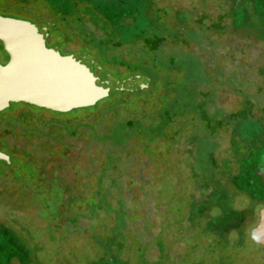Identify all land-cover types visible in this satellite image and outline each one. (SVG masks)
Returning a JSON list of instances; mask_svg holds the SVG:
<instances>
[{
  "label": "rangeland",
  "instance_id": "rangeland-1",
  "mask_svg": "<svg viewBox=\"0 0 264 264\" xmlns=\"http://www.w3.org/2000/svg\"><path fill=\"white\" fill-rule=\"evenodd\" d=\"M23 2L28 6L21 11L33 20L61 19L63 8L53 0H16L10 9L19 11L17 8ZM94 2L96 14L102 19H108L102 10L108 9V3L116 19L125 11L122 6L125 3L129 12H139L147 26V35L164 37L153 46L151 61L142 69L156 67L154 76L162 90L144 110L142 124L134 127L130 140L129 135L122 136L120 131L119 136L113 134L119 128L116 120L108 128L92 132L95 127L91 126L87 133L78 131L74 136L66 125L60 124V131L49 126L47 130L59 139L47 141L44 146L40 143L44 139L31 138L29 142L40 143L38 147L33 145L34 154L28 152L26 145L6 144L19 152V159L27 164L40 168L45 163L46 176L60 177L62 188L65 186L77 198L68 210L74 223H67L65 214L61 232L55 236L56 242H44L46 247L36 255L35 262L47 264L46 259L51 258L52 264H264V247L250 238L240 245L233 242V250L218 244L212 254L208 249L209 239L200 233L204 225L191 231L185 226L193 190L190 170L201 172L211 167L212 161L222 164L229 142L227 127L233 124L230 114H238L243 123L240 133L246 139L255 137L256 146H260L248 158L247 174L252 176L262 162L264 42L255 37L254 31H248L245 23H251L254 30H261L264 0ZM77 9H69L70 20L83 6ZM11 16L23 18L15 13ZM108 21L110 26L118 23L112 18ZM135 22L133 18L129 26L116 27L129 32L140 31L142 27ZM72 23L61 27L69 33L70 39L52 36L48 43L50 30L45 42L56 46L61 54L88 52L94 46L96 50L100 47L90 43L76 24L74 30ZM98 30H102L100 26ZM143 46L145 50L151 47L149 43ZM138 49L131 43L124 48L122 45L119 54H112L111 63L123 62L120 51L129 52L124 56L128 59L134 52H140ZM6 61V52L0 44V62ZM121 68L115 73L119 79L127 74L124 70L127 68ZM143 74L151 80L149 75ZM78 115L74 112L57 117L68 119ZM165 124L169 125L164 127ZM106 136H110L107 144L101 139ZM14 138L20 142L22 134ZM39 178V175L34 179L17 176L13 183L0 181V205L4 204L3 193L11 194L16 201V215L28 220L35 232L44 230L47 221L36 217L35 204L24 193L28 192L26 187L32 193L31 185ZM107 199L112 200L111 213ZM261 206L264 207V200ZM97 208L104 211L100 213L101 218ZM256 219L257 212L248 229L255 225ZM60 244L63 245L60 247ZM110 245H113L112 250Z\"/></svg>",
  "mask_w": 264,
  "mask_h": 264
},
{
  "label": "trees",
  "instance_id": "trees-1",
  "mask_svg": "<svg viewBox=\"0 0 264 264\" xmlns=\"http://www.w3.org/2000/svg\"><path fill=\"white\" fill-rule=\"evenodd\" d=\"M53 1L63 8V12H60L61 19L58 20L56 18L55 20L47 17L43 18L42 22L52 23L51 34H53V37L63 39L66 36V39H70L69 33L63 31L61 27L63 24L72 23V20H74V23L71 24L74 30L77 29L74 27V24H76V26L80 27V33L89 38L90 43L100 45L97 50L94 46L88 49V52L98 59L105 71L115 76L117 70L123 69L121 67H126L127 70H124L127 74L121 79L131 75H138L143 84L140 82L134 89L116 90L92 106L73 109L69 112L51 111L23 102L10 103L7 108L0 111V152L8 155V160L0 158V181L5 180L13 183V178L17 176H28L30 179H34L39 175V180L31 185L33 194L29 192L28 187H26L28 192L24 194L34 202L36 217L45 218L47 221L44 230L35 232L28 220L16 215V208L14 207L16 201L13 200L11 194L4 192V204L0 205V264H38L35 262L36 255L41 254L43 249H45L44 242H56L55 236L58 237V233L61 232L64 215L66 214L67 223H74V219H72L68 210L77 200L75 195H71L69 189H66L65 186L62 188L60 177L48 178L46 176L45 163L40 168L35 164H27L19 159V152L11 150L6 144L20 145L18 147L26 145L29 149L28 152L34 154L33 145L38 147L41 143L46 146L47 141L59 139V136L53 135V132L48 131L49 129L47 130L49 126L53 128L52 130L57 131L61 129L59 127L60 124L66 125L69 127L70 135L74 136L78 131L79 133H87V129L91 126L95 127L92 132L100 130V128H108L110 124L113 126L116 120L119 128L113 134H117L120 131L119 133L122 136L129 135L130 140L133 135V129L142 124L144 110L151 105L150 103L154 100L153 97L160 95L162 90L161 86L159 87L158 78L154 76L156 67L149 66L145 70L142 69H144L145 64L151 61L150 58L152 56L150 55L153 54V46L162 42L164 37L159 34L147 35V26L140 19L139 12H129L126 9L128 5L122 3V6H125V11H121L116 19L112 15L113 12H111L113 7L108 3L111 0H99L105 4L108 3L107 7L109 9L106 8L105 10L102 8L108 18L102 19L96 14L95 0ZM15 2L16 0H0V14L11 16V13H15L21 15L24 19L38 22L33 20L27 13L21 11L26 10L25 6H28L25 5V2L20 4V8H17L19 11L14 12L11 10V3ZM81 5L83 10L76 11L78 14L73 15L75 18L70 20V17L67 16L69 9L73 7L77 9ZM64 7H66L65 10ZM111 18L118 23L110 26L108 20ZM133 18L136 21L135 24L142 27L140 31L133 30L129 32L124 28L117 29L116 25L124 24L126 26L128 24L129 26V21ZM99 21L100 23H98ZM245 24L248 25L246 28L248 31H254L255 37L264 42V26L260 24L262 26L261 30H254L249 25L251 23ZM98 26L102 30H98ZM129 43L138 47L140 52L137 53L136 51L132 56L130 55L131 57L128 56V59H124V56L130 53L120 51L123 62L119 64L111 63L114 60L112 54H119V47H122V45L123 48L127 47ZM145 43L151 45L147 50L143 46ZM143 72L149 75L150 81L144 78ZM262 72H264V68ZM152 84H154V87L151 86ZM162 108L164 109V107ZM44 112H51L54 116H46ZM74 112L79 115L68 119L57 117ZM230 115L233 124L227 127L229 142L227 145V156L224 157L222 164H215L212 161L211 167L201 172L193 168L190 170L193 190L188 202L187 217L185 219L187 225L185 226L191 231L192 228L196 229V226L200 224L204 225L200 233L209 239L208 249L211 250L212 254L216 251V245L218 244H221L226 250H233L232 248L234 247H231L233 242L237 241L240 245L247 238H250V228L248 229V227L253 215L258 211L261 200H264V197H262L264 196V182L257 174L258 168H255L252 176L248 175L246 171L248 158L260 146H256L255 137L246 139L240 133L243 123L237 117L238 114L232 113ZM166 125L169 124H165L164 127ZM138 129L141 131V127ZM17 134H22L20 142H17L14 138ZM36 134L37 136H34ZM117 136L119 135L117 134ZM109 137L106 136L101 139L107 144L110 140ZM31 138L37 141L41 138L40 140L44 139V141L32 143L29 142ZM6 141L7 143H4ZM41 155H43L45 160L44 154ZM8 173H12V175L9 176ZM102 180H104V177H102ZM21 197H23V194H21ZM107 202L110 204L109 213H111L112 200L107 199ZM97 210H99V218H101L100 213L104 211L99 208ZM61 245L63 244H60V247ZM112 246H109L110 250L113 249ZM46 261L47 264L53 263L51 258L46 259Z\"/></svg>",
  "mask_w": 264,
  "mask_h": 264
},
{
  "label": "water",
  "instance_id": "water-1",
  "mask_svg": "<svg viewBox=\"0 0 264 264\" xmlns=\"http://www.w3.org/2000/svg\"><path fill=\"white\" fill-rule=\"evenodd\" d=\"M51 27L50 22L0 14V43L8 57L6 62H0V111L10 103L23 102L69 112L143 82L138 75L117 78L105 71L90 52L61 54L56 46L48 47L45 39ZM0 158L8 160V155L0 152ZM261 161L257 174L264 154ZM249 237L264 246V207L258 209V221L249 229Z\"/></svg>",
  "mask_w": 264,
  "mask_h": 264
},
{
  "label": "flooded vegetation",
  "instance_id": "flooded-vegetation-1",
  "mask_svg": "<svg viewBox=\"0 0 264 264\" xmlns=\"http://www.w3.org/2000/svg\"><path fill=\"white\" fill-rule=\"evenodd\" d=\"M52 33V32H51ZM49 34V36H48V43L50 42L51 43V38H49V37H52L53 36V34ZM46 43V45L48 46V47H50V46H53V45H48L47 44V42H45ZM1 44V43H0ZM2 47V46H1ZM3 49V48H2ZM261 178H262V180H264V163H262V165H261V167H260V169H259V174H258ZM262 207V206H261ZM260 208V207H259ZM258 208V209H259ZM258 221V211H257V219H256V222ZM256 224V223H255ZM257 245H259V244H257ZM259 246H261V247H264V246H262V245H259Z\"/></svg>",
  "mask_w": 264,
  "mask_h": 264
}]
</instances>
